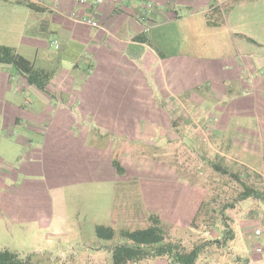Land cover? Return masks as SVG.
<instances>
[{"label": "crops", "instance_id": "obj_1", "mask_svg": "<svg viewBox=\"0 0 264 264\" xmlns=\"http://www.w3.org/2000/svg\"><path fill=\"white\" fill-rule=\"evenodd\" d=\"M248 1L0 0L1 7L13 3L1 21L10 38L0 45L14 47L36 68L52 73L42 90L13 65H0L2 89L7 91L16 75L18 92L33 95L24 103L0 98L2 129L10 134L8 127L13 126L14 136L24 145L21 162L44 157L46 178L53 177L47 179L51 189L79 184L95 195L103 184L113 186L114 221L148 225L150 216L157 215L168 241L188 250L196 247V217L208 190L190 171L197 154L188 138L195 135L192 122L198 117L192 109L206 111L210 165L230 169L228 160L235 154L237 180L260 190L255 179L264 177V54L244 49L239 61L228 60L222 68L210 65L202 72L194 67V73L184 75L181 60L161 50V35L153 31L179 21L184 8L192 16L203 14L208 27L220 26L237 3ZM85 19L100 25L94 27ZM240 34L257 43L248 33ZM48 42L56 47L62 42L64 47L41 57ZM17 127L29 136L21 137ZM34 134L42 137L38 144L32 141ZM116 156L125 168L122 175L113 165ZM183 163L187 172L179 169ZM104 168L109 173L102 176ZM74 174L82 179H70ZM131 183L136 186L128 187ZM133 189L141 197L138 218L130 216L126 200L125 193ZM258 201L239 196L235 210L246 213ZM230 226L238 238L235 225ZM250 255L243 264H264L261 255Z\"/></svg>", "mask_w": 264, "mask_h": 264}, {"label": "rangeland", "instance_id": "obj_2", "mask_svg": "<svg viewBox=\"0 0 264 264\" xmlns=\"http://www.w3.org/2000/svg\"><path fill=\"white\" fill-rule=\"evenodd\" d=\"M6 3L5 7H1L3 4L0 2V42L10 38L8 26L1 24L3 14L13 6V3ZM180 13L182 18L179 21L153 33L155 36L161 35L157 42L161 50L175 54L181 60L184 75L193 72L194 67L202 72L210 65L222 68L228 60L239 61V52L244 49L264 54V0H250L245 5L237 3L226 16V22L220 26L208 27L201 13L192 16L185 8ZM240 32L248 33L257 43L248 40ZM167 35L171 38H165ZM50 44L48 42L47 48L40 50L41 57L58 53L64 47L62 42V47ZM39 64L37 67L41 66ZM230 68L233 69L234 66ZM10 80L7 91L0 85V98L19 100L22 103L28 97L33 98L31 93L25 95L23 91L18 92L19 78L16 75ZM38 106L34 105V108ZM192 110L198 117L195 122L192 120V126L196 129L195 135L188 138L196 145L197 154L192 163L194 168L190 171L208 190L196 224V245L202 247L196 264H243V260L251 256L250 253L264 257V252L256 251L260 242L254 234L256 228L264 231V201L260 200L258 204L248 206L246 213L235 210L243 185L230 174L220 173L210 165L207 141L210 136L204 133L206 122L203 114L206 111ZM1 111L0 109V250L8 249L29 264H114V249L125 242L120 231L146 228L150 224L122 225L114 221L117 217L112 211L113 186L110 189V185L103 184L101 191L96 190L95 195L80 189L79 184H59L58 189H51V183L47 179L53 177L46 178L45 158L34 159L30 156L21 162L20 155L25 153L22 152L24 145L14 136L13 126L8 127L10 134L7 128L2 129ZM17 129L19 131L15 132H19L21 137L29 136L25 134L24 131L27 130L24 128ZM32 139L38 144L42 137L34 134ZM232 157L228 160V169L237 173L238 162L235 154ZM216 162L220 163L218 160ZM180 166V171L187 172L188 168H184V163ZM148 171L150 169L145 170L143 175ZM108 173L109 168L101 169L102 176ZM72 178L82 179L81 174L71 175L70 179ZM255 184L264 191L263 176L257 177ZM127 186L134 188L136 185L131 183ZM137 192L138 190L133 189L125 194L132 209L130 216L138 218L141 215H136V212L141 211V197ZM99 224L112 226L116 230L115 236L111 239L99 237L96 230ZM232 224L239 232L236 239L230 226ZM204 226L209 228V234L204 231ZM228 229L233 231L234 238L226 232ZM131 264H166V257H153Z\"/></svg>", "mask_w": 264, "mask_h": 264}, {"label": "trees", "instance_id": "obj_3", "mask_svg": "<svg viewBox=\"0 0 264 264\" xmlns=\"http://www.w3.org/2000/svg\"><path fill=\"white\" fill-rule=\"evenodd\" d=\"M28 5L32 6V3H28ZM6 64L13 65L20 74L26 77L29 84L42 90L46 89L52 77L51 72L36 68L32 60L20 54L14 47L0 45V65ZM113 165L118 174L125 173V168L117 156L113 159ZM215 166L220 173L230 174L231 177L240 180L239 174L231 172L227 167ZM242 185L243 191L240 198L246 199L253 196L264 201L263 191L243 182ZM96 230L101 238L111 239L116 234V230L112 226L103 224L97 225ZM226 232L234 238L233 231L228 229ZM120 233L125 242L115 247L113 252L114 264H131L153 257H167L170 264H196L202 251V247L198 245L188 250L183 248L180 243L168 241L166 228L157 215L150 216V225L146 228L122 229ZM0 264H29V262L6 249L0 250Z\"/></svg>", "mask_w": 264, "mask_h": 264}, {"label": "built area", "instance_id": "obj_4", "mask_svg": "<svg viewBox=\"0 0 264 264\" xmlns=\"http://www.w3.org/2000/svg\"><path fill=\"white\" fill-rule=\"evenodd\" d=\"M85 1V0H83ZM85 22L89 25H92L94 27H98L100 24L98 21L94 20V19H85ZM204 231L209 234V228L207 226H204ZM255 237L259 240V245L256 248V251L258 253H263L264 252V231L262 230V228H256L255 229Z\"/></svg>", "mask_w": 264, "mask_h": 264}]
</instances>
